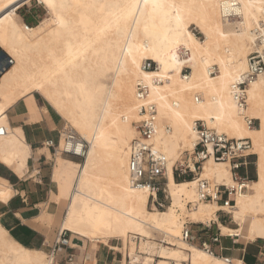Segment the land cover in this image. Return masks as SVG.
<instances>
[{"label":"bare ground","instance_id":"bare-ground-1","mask_svg":"<svg viewBox=\"0 0 264 264\" xmlns=\"http://www.w3.org/2000/svg\"><path fill=\"white\" fill-rule=\"evenodd\" d=\"M30 1L0 0V48L14 58L0 76V129L7 131L0 137V163L25 177L31 146L21 128L10 126L6 112L21 100L28 107L37 94L89 146L82 163L57 155L58 212L45 208L35 221L70 232L71 246L80 250L88 241L109 247L110 239L120 238L130 264L143 258L138 239L147 253L143 264L156 262L153 253L156 264H246L235 258L227 262L183 239L186 224L209 225L219 208L198 200L196 180L177 182L174 167L195 147V122L232 139L250 140L258 157L257 179L236 197L231 215L237 228H220L237 242L264 240V76L248 87L244 111L232 95L233 83L248 69L254 30L264 23V0H236L240 21L223 19L222 4L229 0H37L49 17L36 27L18 19V9ZM145 61L157 69L144 71ZM155 78L163 84L152 90L158 109L154 142L167 160L166 191L172 201L164 211L155 205L149 209L152 194L133 188L128 172L138 119L136 84ZM245 117L259 121V127H250ZM201 179L233 183L229 164L212 160L203 164ZM13 190L0 181V201L7 203ZM247 217L251 223L245 229ZM154 232L169 247L150 242ZM97 248L93 245L85 264L95 262ZM75 259L69 264L81 260ZM52 261L45 251L15 240L0 222V264Z\"/></svg>","mask_w":264,"mask_h":264},{"label":"built area","instance_id":"built-area-1","mask_svg":"<svg viewBox=\"0 0 264 264\" xmlns=\"http://www.w3.org/2000/svg\"><path fill=\"white\" fill-rule=\"evenodd\" d=\"M222 16L226 21H240L242 19L240 4L236 0H229L222 4ZM255 46L248 56V69L241 74L232 85V95L240 111L248 107V87L260 77L264 76V23L261 22L254 30ZM11 57L6 62L0 63V69L13 65ZM144 71L157 69L153 61L143 63ZM190 73L185 68L183 74L187 77ZM163 84L159 78L152 82L139 80L136 84L135 99L138 119L133 122L136 136L130 143L128 172L131 186L135 189L149 190L152 194L154 205L163 208L158 196L165 193L167 160L162 151L156 147L154 139L158 126V109L152 99L154 86ZM250 127H255L256 120L245 117ZM195 147L192 152H185L174 167V177L183 180H196L197 196L200 202L216 204L217 213L231 217V212L236 205L238 194L246 192L249 184L254 180L250 178L246 171L249 168L253 153V144L250 140L232 139L225 134L217 133L210 129L204 122L198 121L194 125ZM7 134L4 128L0 129V137ZM44 147L51 150L54 155H63L82 160L87 152L88 144L78 133L67 123H64L59 132L58 139L47 140ZM212 160L219 163H228L233 183L231 185L216 184L207 179H201L203 164ZM155 194L157 198H154ZM192 203H188L191 208ZM192 223L186 224L183 230V239L189 243H194L198 237L191 227ZM195 225V224H194ZM210 229V228H208ZM221 233L212 235L210 240L201 241V248L212 256H217L211 244H221ZM61 247L73 250L71 239L67 237V232H59L55 246L51 255L53 261L50 264H69L74 260V254H68L63 261L57 259ZM230 262L231 257H221Z\"/></svg>","mask_w":264,"mask_h":264},{"label":"crops","instance_id":"crops-1","mask_svg":"<svg viewBox=\"0 0 264 264\" xmlns=\"http://www.w3.org/2000/svg\"><path fill=\"white\" fill-rule=\"evenodd\" d=\"M39 6L37 5L26 10L23 17L28 26L36 27L45 19ZM40 107L46 108L47 114L41 111V118L36 121H31L28 117V115L37 114L36 98L28 102V107L26 102L21 100L6 112L10 126L13 129L21 128L20 130L24 139L26 138V143L31 146L32 154L28 160V170L24 178L18 177L12 169L0 163V181L8 182L12 190L14 189V194L7 203L0 201V214L1 223L7 227L10 235L15 240H21L27 248L43 250L49 254L56 244L60 231H57L56 238L52 241L53 227H41L39 222L35 220L37 219L36 217H39L43 213L45 208L52 215H56L58 212L59 204L56 203L57 201L54 200V197L58 195L59 187L58 182L53 177L55 176L57 155H54L51 150L44 147V143L50 139H54L55 141L58 139L59 132L64 125V120L47 106L40 105ZM48 152L51 158L48 157ZM68 158L80 160L73 157ZM230 218L224 214L217 213L216 221H212L209 225L200 224L201 226L193 229L198 237L193 244L201 247V241L210 240L212 235L221 233V244H211V248L217 255L242 260L246 264H264V244L258 243L259 241L262 243L264 240H257L251 243L250 241L237 242L235 238L222 234L220 225L236 229L234 228L235 225L231 226L227 223V220ZM109 245L111 246H109L111 250H114V248L121 249L120 247L112 246L110 242ZM92 247L93 244H91L90 249ZM100 249L107 248L98 245L95 254L96 263L110 264L111 253L101 251ZM78 252L79 250L76 248L68 250L65 247H61L57 259L63 261L70 253L74 254L78 259Z\"/></svg>","mask_w":264,"mask_h":264},{"label":"rangeland","instance_id":"rangeland-1","mask_svg":"<svg viewBox=\"0 0 264 264\" xmlns=\"http://www.w3.org/2000/svg\"><path fill=\"white\" fill-rule=\"evenodd\" d=\"M37 5H40L39 7H40V9L42 10V16H45L44 18L46 19V18H48L49 17V14H48V11L46 10V8H45V6L44 5H42V4H40L37 0H32V1H30V2H28L27 4H25V6H23L19 11H18V19H19V21L22 23V24H26L27 22L24 20V14H25V12H26V10H28L29 8H33V7H35V6H37ZM27 25V24H26ZM192 30H193V32H194V34H196L200 39H203V35L198 31V30H196V28L195 27H193L192 28ZM8 57H10L9 56V54L8 53H6V52H4V50L3 49H1L0 48V63H4V62H6V59L8 58ZM13 60H14V58H13V56L11 57ZM11 66H13V65H11ZM11 66H7V67H5V68H3V69H0V76H1V74H2V72H4L5 70H8V69H10L11 68ZM190 74V73H189ZM35 98H36V100H37V114H35V115H28V117L31 119V121H36V120H39L40 118H41V111L43 112V109L44 108H41L40 107V105H42V106H47L50 110H52L47 104H46V102L42 99V97L40 96V95H35ZM34 98V99H35ZM64 120V119H63ZM64 123H66V121L64 120ZM255 127L257 128V127H259V121H256V123H255ZM255 127H253V128H255ZM88 149H89V146H88ZM187 152V151H186ZM185 153V152H184ZM48 157L49 158H51V155L49 154V152H48ZM66 158H68V157H66ZM74 160V159H73ZM75 161H77V162H79V163H82L84 160H75ZM250 162H251V164H250V166H249V168L247 169V171H246V174L250 177V178H252L253 180H256L257 179V171H258V157H257V155H255V156H253L252 158H251V160H250ZM176 181L177 182H182V181H184L183 179H176ZM165 189H166V186H165ZM54 200L56 201L57 200V198H56V196L54 197ZM158 200H159V202L160 203H162L163 204V208H160L159 206H156V208H158L160 211H164V210H166L167 209V207L168 206H170L171 205V197H170V195H169V193L166 191L165 193H161L159 196H158ZM154 204H153V202H152V199L150 200V204H149V209L150 210H152V209H154ZM59 208V207H58ZM188 209H189V207H187ZM53 210V209H52ZM190 210V209H189ZM53 212V211H52ZM219 214V213H218ZM0 222H1V220H0ZM36 222H38V221H36ZM227 223L229 224V225H235V227L234 228H237V225L236 224H234L233 223V219H232V216H231V218L230 219H228L227 220ZM250 223H251V218L250 217H247L246 219H245V223H244V227H245V229L246 228H248L249 227V225H250ZM2 224V223H1ZM191 224V223H190ZM3 225V224H2ZM39 225L41 226V227H43V226H45V225H43V224H41L40 222H39ZM206 225V224H205ZM208 225V224H207ZM4 226V225H3ZM198 226H201L200 224H195L194 225V223H192V225H191V227L193 228V229H196V227H198ZM46 227V226H45ZM57 231L59 232V227H55V228H53L52 229V236H53V240L52 241H54V239L56 238V233H57ZM156 233V234H155ZM242 233H244V232H242ZM156 235V236H155ZM244 235V234H243ZM73 236V234H71L70 232H67V237L68 238H71ZM161 236V237H160ZM156 240V241H155ZM164 240V241H163ZM137 241V244H138V253H140V256H142L143 258H141V262L139 263V264H143V262H144V258L147 256V253L145 252V251H143V250H141L140 249V244H141V241L138 239V240H136ZM99 243H93V242H90V241H88L87 242V248L85 249V250H80V249H78L79 250V252L77 253V257H78V259H81L80 261H79V263L78 264H85V261H86V258H87V256H88V254H90L91 253V250L92 249H90V247H91V244H93V245H102V247H106L107 249H100L101 251H104V252H110L111 253V255H112V258H111V263L110 264H130V259H129V257H127L126 256V262L124 261L125 260V255H124V252H123V241L120 239V238H118V239H110V244L112 245V246H117V247H120L121 249H119V250H117V251H114V250H111V249H109V247L107 246V244L106 243H104V242H102V241H98ZM150 242H152L153 244H155V246L157 247V246H166V247H169V245H168V241H166L164 238H163V236L161 235V234H159V233H157V232H154V237L150 240ZM244 242H245V240H244ZM259 244H264V242H262V243H260V241L258 242ZM105 245V246H104ZM88 252V253H87ZM47 253V252H46ZM51 253V252H50ZM49 253V254H50ZM151 258L152 259H155V261L157 262L158 260H159V258H158V256L156 255V253H153L152 254V256H151ZM77 258H76V260H75V262L78 260ZM95 262H92V264H97L96 263V257H95V260H94ZM156 262H154V263H152V264H156Z\"/></svg>","mask_w":264,"mask_h":264}]
</instances>
